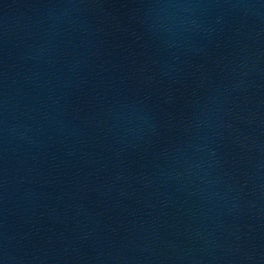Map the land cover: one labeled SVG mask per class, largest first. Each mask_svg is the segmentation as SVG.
I'll return each instance as SVG.
<instances>
[{"label":"water","instance_id":"obj_1","mask_svg":"<svg viewBox=\"0 0 264 264\" xmlns=\"http://www.w3.org/2000/svg\"><path fill=\"white\" fill-rule=\"evenodd\" d=\"M0 264H264V0H0Z\"/></svg>","mask_w":264,"mask_h":264}]
</instances>
